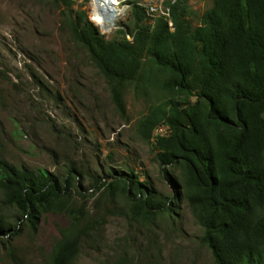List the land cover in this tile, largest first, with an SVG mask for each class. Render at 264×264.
<instances>
[{
    "label": "trees",
    "instance_id": "obj_1",
    "mask_svg": "<svg viewBox=\"0 0 264 264\" xmlns=\"http://www.w3.org/2000/svg\"><path fill=\"white\" fill-rule=\"evenodd\" d=\"M56 1L123 117L126 87L140 80L147 62L157 72L164 97L139 121L138 133L146 141L155 138L162 168L179 169L181 180L171 179L173 187L201 225L215 264H264V0H213L196 27L187 0L168 1L173 29L133 1L132 27L111 39L74 8L76 0ZM163 126L169 133L156 136ZM77 172L69 166L62 178L0 158L4 202L33 225L47 212L74 214L68 200L72 178L82 176ZM105 186L109 194L127 197L135 220L153 221L177 207L131 171L114 170L93 183L97 190ZM82 215H71L73 226L63 232L50 264H72L96 223ZM19 231L0 214V237Z\"/></svg>",
    "mask_w": 264,
    "mask_h": 264
},
{
    "label": "rangeland",
    "instance_id": "obj_2",
    "mask_svg": "<svg viewBox=\"0 0 264 264\" xmlns=\"http://www.w3.org/2000/svg\"><path fill=\"white\" fill-rule=\"evenodd\" d=\"M133 1L145 6L173 0H119L116 11L95 6L94 0H76L74 8L85 11L111 39L132 27ZM187 4L196 27L213 0ZM94 8L111 23L109 31L92 20ZM67 18L56 0H0V158L61 177L69 166L82 174L72 178L68 206L72 216L82 211L84 222L96 223L72 264H215L201 225L173 187L171 179L181 180L179 169L162 168L155 138L146 141L138 133L139 121L164 97L157 72L147 62L140 80L126 87L123 117L88 52L73 41ZM114 170L148 180V188L177 207L153 221L133 219L125 195L93 187L96 178ZM0 214L20 229L15 236L0 237V264H50L63 232L73 226L66 211L44 213L34 225L21 221L18 208L4 202L1 187Z\"/></svg>",
    "mask_w": 264,
    "mask_h": 264
},
{
    "label": "built area",
    "instance_id": "obj_3",
    "mask_svg": "<svg viewBox=\"0 0 264 264\" xmlns=\"http://www.w3.org/2000/svg\"><path fill=\"white\" fill-rule=\"evenodd\" d=\"M175 0H173L172 2H174ZM142 6H144L143 4H140ZM145 7L147 8L148 14L150 16H154L155 17H163L165 18L168 22L170 27L173 29V22L171 19V14H170V6L167 5V3L165 2L164 4H148L145 5ZM167 127L163 126L160 127L159 129H157L156 134L158 135H167L169 133V129H168V133H162L164 129H166Z\"/></svg>",
    "mask_w": 264,
    "mask_h": 264
},
{
    "label": "bare ground",
    "instance_id": "obj_4",
    "mask_svg": "<svg viewBox=\"0 0 264 264\" xmlns=\"http://www.w3.org/2000/svg\"><path fill=\"white\" fill-rule=\"evenodd\" d=\"M95 1V6L96 5H100L101 7H103L104 9H108V10H115L116 4L119 0H94ZM96 8V7H95ZM95 8L93 9L92 13H91V18L92 20L101 27V29L103 31H109L111 28V23H107L102 17L101 14L99 12H97L95 10ZM105 18V17H104ZM110 21V20H109Z\"/></svg>",
    "mask_w": 264,
    "mask_h": 264
}]
</instances>
